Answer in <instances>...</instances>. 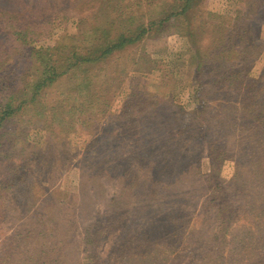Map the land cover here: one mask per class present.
I'll return each instance as SVG.
<instances>
[{"label": "rangeland", "instance_id": "374dc122", "mask_svg": "<svg viewBox=\"0 0 264 264\" xmlns=\"http://www.w3.org/2000/svg\"><path fill=\"white\" fill-rule=\"evenodd\" d=\"M161 1L143 0L137 18L146 21L147 15L155 17V7L159 6ZM148 2H151V5ZM238 4L239 0H204L203 8L214 15L217 25L229 29L238 17ZM194 11L195 9L189 15H193ZM62 15L59 12L53 14L52 33L40 41V44L50 51L77 44L81 25ZM81 41L78 39L79 43ZM203 43H206V38ZM255 44L264 47V30ZM192 45L190 38L184 37L168 25L156 36H146L139 44L114 54L106 65L99 67L96 74V78L102 73L108 76L109 88H103L99 84L93 87V94L108 96L107 100L103 101V110L93 112L94 117L89 116L96 101L84 102L73 120L71 119L70 130L63 138L57 131L50 135L42 122H36L27 115L16 116L12 123L0 128L1 140L8 153L4 161L6 171L10 167L23 164L25 158L31 156V151L39 149H43L40 156H44L48 166L49 161H53L55 170L54 177L46 182L47 174L35 171L33 175L30 164L23 170H31L29 175L26 174L27 180L17 182L27 190L28 185L33 182L32 177L42 175L41 185L46 188L40 210H35V206L28 210V206L39 202L42 191L36 194L33 189L32 194L25 193L22 198L15 199L13 192L10 194V189L6 190L4 195L7 203L3 205L7 207L5 210L0 208V259L3 258L0 264H190V254L192 264H264V240L259 242L260 245H256L257 250L251 249L253 245L244 243L246 251L240 256L241 261L235 262L231 258L232 251L228 249L232 244L227 234L232 231L231 227L235 222L231 220L222 223L223 216H219L218 212L220 201L211 195L218 186L225 188L232 180L235 182L236 178L245 180L249 177L251 165L247 163L250 157H245L241 152L245 146L240 147L242 141L238 140L247 134V131L242 132L240 127L249 128L256 124L248 126L247 120L250 119L241 116L234 122L236 129L234 127L225 135L220 132L209 138L210 141L220 144L227 153L219 162L215 181L206 175L209 172L206 162L208 151L203 149V152L200 145L188 142L193 141L187 138L195 136V129L188 134L177 130V126L191 124L192 117L204 121L202 116L207 114H201L205 105L200 96L212 90L211 79L206 72L195 77L196 59ZM240 67L242 70H248L250 77L257 78L264 72V50L257 54L251 63H244ZM67 84L68 82L61 78L49 87L42 97L43 102L48 105L47 108L59 116L65 115V108L57 102L63 98L68 105L72 103L64 94ZM145 96L159 99L160 112L159 109L156 111L157 116L148 114L145 117L146 124L134 135L121 132V129H124L119 120L115 123L113 121L116 118L130 117L147 105L150 99ZM233 99L230 100L232 104L239 101L237 98L232 101ZM261 105H264V102L257 107ZM219 110L211 111L210 115L221 114L222 111ZM161 117L168 121L169 125L164 130H159ZM172 123L176 126H171ZM13 128L24 130L21 137L25 144L6 142V136ZM172 132L178 135L176 138L181 137V150L190 153L189 159L200 149L201 161L204 163L200 173L202 179L198 183L201 193L193 198L189 196L187 204H182L180 210L174 208L178 198L173 194L166 203L159 206V172L152 178L147 174L154 161L158 159L159 163V153L162 152L159 151L161 134L168 135ZM148 136L150 139H146ZM142 143L150 144H145L144 147ZM187 146L188 150L184 149ZM146 147H151L150 152L157 150L155 154L158 155H146L144 152H149ZM263 148L264 144L255 147V158ZM174 150L170 151L174 153ZM134 153L139 154L142 160H138ZM58 157L63 160H57ZM94 158L101 163L91 165ZM237 163L246 169L250 168L249 171L244 169L237 172ZM57 165H60V171V167L56 169ZM186 167V164L182 166L181 175L185 173ZM124 171H129V174L124 180H120L119 175ZM178 172H170L164 182L170 183ZM168 191L173 192L171 189ZM10 196L19 201V209L10 202ZM233 197L234 194L231 199ZM45 204L50 212H42ZM231 206L235 208L237 205ZM38 213L40 218H36ZM43 213H47L44 219L53 216L58 221L67 222L65 233L62 232L59 236L61 240L66 238L67 243L61 249L54 245L55 242H60L58 239L50 238L47 242L45 226L41 225L39 220ZM165 215L172 216L173 222L176 220L177 228L180 227L179 221L185 225V230L182 231L183 249L180 252L178 249L181 248L174 247L172 234L165 232L159 235V231L154 232L159 226V217ZM53 223L51 220L49 225L52 226ZM27 232V237L18 242L19 234ZM168 232L171 233V229ZM213 238L216 242H213ZM34 239H38L35 244ZM225 239L228 242L223 244ZM33 244L38 245L33 247ZM51 244L54 246H50ZM162 248L167 252H163ZM207 250L209 252L206 253ZM5 252L11 255L8 260H5ZM218 253L224 260L213 262L212 255ZM257 255L263 259H259Z\"/></svg>", "mask_w": 264, "mask_h": 264}, {"label": "trees", "instance_id": "16d2710c", "mask_svg": "<svg viewBox=\"0 0 264 264\" xmlns=\"http://www.w3.org/2000/svg\"><path fill=\"white\" fill-rule=\"evenodd\" d=\"M203 2L204 0H162L159 6L155 7V17L147 15L146 21H140L137 18V12L141 10L143 0H0V128L12 123L16 116L27 115L36 122H42L41 124L50 135L57 131L63 138L70 130L71 119L73 120L80 105L84 102L96 101L89 116L93 115V112L98 113L99 110H103L102 104L105 103L103 101L107 100L108 96L93 94V87L99 84L103 88H109V78L104 73L96 78L99 67L106 65L114 54L139 44L146 36H156L168 25L174 27L177 32L193 42L192 50L196 59L195 77L206 72L208 78L211 79L212 90L200 96L205 105L201 114H207L202 116L204 121L192 117L191 124L177 126V130L183 134H188L195 129V136L187 138L193 141L188 142L196 146L200 145L203 152L208 151L206 155L209 169L207 177L215 181L219 162L227 154L220 144L210 141L209 138L220 132L225 135L234 127L236 129L237 125L234 122L241 116L250 119V121L247 120L248 126L256 124L249 128L240 127L242 132L247 131V134L238 140V142L242 141L240 147L245 146L241 152L245 157H250L247 164L251 165V171H249L250 168L246 169L239 163L236 164V171L240 172L245 169L249 171V177L245 180L234 178L235 182L232 180L225 188L218 186L214 194L211 193L220 201L218 212L219 216H223L222 223L231 220L235 222L231 227L232 231H229L227 235L232 244L228 251H232L231 258L236 262L241 261L240 256L246 251L244 243L253 245L251 249L257 250L256 245L264 240V148L255 158L257 156L255 147H261L264 144V105L257 107L264 102V72L257 78H252L248 75V70H242L240 67L244 63H251L257 54L264 50V47L255 44L260 40L264 30V0H239L236 10L238 17L235 15L237 19L229 29L221 28L216 24L214 15L204 10ZM148 4L151 5V2ZM193 9L195 11L190 16L189 13ZM56 12L62 13L64 18L73 19L77 25H81L80 35L77 38V44L50 51L40 44V41L52 33L51 19ZM204 38H206L205 44L203 43ZM78 39L82 40L81 43ZM61 78L68 82L64 94L72 100L69 105L63 98L57 102L59 106L65 108L63 116L48 109V105L42 100L45 91ZM145 97L150 99L147 105L130 117L116 118L113 121L115 123L119 120L124 129V131L121 129V132L134 135L146 124L145 117L148 114L158 115L156 111L159 109L160 112L159 99ZM232 98H234L232 101L239 99L240 103L235 101L233 104L236 106L233 105L230 102ZM139 105H141L140 102ZM215 109H220L222 113L210 115V112ZM171 126L176 125L172 123ZM167 127H169L168 121L163 117L159 118V130ZM23 133V129L13 128L6 136V142L25 144L21 137ZM177 136L174 132L168 135L161 134L159 151L162 152L159 153V163H157L158 159L154 161V164L147 170V174L149 178H152L159 172V206L166 203L173 194L178 198L174 208L180 210L179 207L182 204H187L189 196L193 198L201 193L198 183L202 179L200 173L204 163L201 161L200 149V152L198 151L192 155V159H189L190 153L181 150L182 140L181 137L176 138ZM1 139L2 134L0 133V208L5 210L4 208L7 207L3 205L7 203L4 195L6 190L10 189V194L13 192L16 199L22 198L25 193L32 194L35 189L36 194L41 191L43 193L39 202L31 203L28 210L33 206L35 210H40L41 199L46 188L41 185L42 175L32 177L33 182L28 185L27 190L17 182L26 181V174L29 175L31 170L33 175L35 171L43 175L46 173L45 181H49V178L54 177L53 161H49V167L44 161V156H40L43 149L34 150L29 153L31 156L25 158L23 164L10 167L6 171L4 161L8 153ZM146 139H150V136ZM145 144L150 143H142L144 147ZM146 148L149 150L148 153L143 151L146 155H158L155 154L157 150L150 152L151 147ZM173 149H175L174 153L170 151ZM184 149L188 150V146ZM134 154L138 160H142L139 154ZM56 159L63 160L61 157ZM100 163L101 161L98 162L94 158V163L92 161L91 165L96 166ZM30 164L32 165L31 170L23 171ZM185 164L187 166L185 173L181 175L180 170ZM59 167L60 165H57L56 169ZM129 171L121 173L119 179L124 180ZM172 171L179 172L170 183H165L164 178ZM81 176L84 177L83 172ZM107 176L110 175L107 174ZM168 189L173 192L170 193ZM232 194H234L233 199H231ZM183 198L185 201H182ZM9 199L12 204H15L14 207L19 204V201L12 199L11 196ZM231 204L237 206L232 208ZM17 208L19 209L20 206ZM45 211L50 212L46 209V204L42 212ZM46 214L43 213V217L39 220L40 224L45 226L47 242L50 238L58 239L60 242H55L54 245L61 249L67 243L66 238L61 240L59 236L62 232L65 233L68 224L54 219L53 216L44 219ZM39 215L38 213L36 218H40ZM51 220L54 221L52 226L49 225ZM179 224L180 227L177 228L176 220L173 222L172 216H160L159 226L154 232L159 231V235L165 232L168 235L172 234L174 247L181 248L178 249L180 252L183 249L181 246L184 237L182 231L185 230V225L181 221ZM170 229L171 233L168 232ZM28 233L19 234L18 242L26 238ZM247 236L249 238H246ZM37 240L34 239L33 243L35 244ZM213 242H216L214 238ZM227 242L228 240L225 239L223 244ZM58 243L60 245H57ZM23 244L26 245L25 242ZM34 244L33 247L38 245ZM162 251L167 252L164 248ZM28 252H30L29 249ZM4 254L7 256L5 260L11 257L9 252ZM246 254L249 256L248 253ZM191 257L192 254L189 255L190 264L193 263ZM257 257L263 259L259 255ZM212 259L213 262L215 260L219 262V260H224V257L218 253L212 255ZM2 261L1 257L0 263Z\"/></svg>", "mask_w": 264, "mask_h": 264}]
</instances>
